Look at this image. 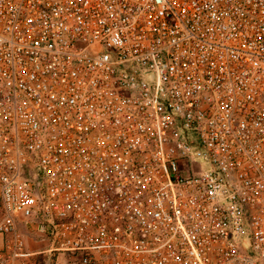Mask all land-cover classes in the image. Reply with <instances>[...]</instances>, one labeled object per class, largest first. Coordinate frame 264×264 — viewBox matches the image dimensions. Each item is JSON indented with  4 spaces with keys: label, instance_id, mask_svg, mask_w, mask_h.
Returning a JSON list of instances; mask_svg holds the SVG:
<instances>
[{
    "label": "built area",
    "instance_id": "built-area-1",
    "mask_svg": "<svg viewBox=\"0 0 264 264\" xmlns=\"http://www.w3.org/2000/svg\"><path fill=\"white\" fill-rule=\"evenodd\" d=\"M21 217L67 264H264V0H0V264Z\"/></svg>",
    "mask_w": 264,
    "mask_h": 264
},
{
    "label": "crops",
    "instance_id": "crops-1",
    "mask_svg": "<svg viewBox=\"0 0 264 264\" xmlns=\"http://www.w3.org/2000/svg\"><path fill=\"white\" fill-rule=\"evenodd\" d=\"M18 232L24 241L25 260L28 264H59L63 255L52 253L50 241L36 231L34 223L21 217L18 221ZM7 235L0 234V247L8 239Z\"/></svg>",
    "mask_w": 264,
    "mask_h": 264
},
{
    "label": "rangeland",
    "instance_id": "rangeland-1",
    "mask_svg": "<svg viewBox=\"0 0 264 264\" xmlns=\"http://www.w3.org/2000/svg\"><path fill=\"white\" fill-rule=\"evenodd\" d=\"M63 261L62 262H58L59 264H67V257H65L64 255H63Z\"/></svg>",
    "mask_w": 264,
    "mask_h": 264
}]
</instances>
